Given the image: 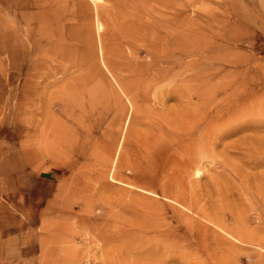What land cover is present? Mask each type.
Returning <instances> with one entry per match:
<instances>
[{"label":"rangeland","instance_id":"374dc122","mask_svg":"<svg viewBox=\"0 0 264 264\" xmlns=\"http://www.w3.org/2000/svg\"><path fill=\"white\" fill-rule=\"evenodd\" d=\"M100 2L0 0V137L53 197L36 264H264V0Z\"/></svg>","mask_w":264,"mask_h":264},{"label":"crops","instance_id":"0c3cea01","mask_svg":"<svg viewBox=\"0 0 264 264\" xmlns=\"http://www.w3.org/2000/svg\"><path fill=\"white\" fill-rule=\"evenodd\" d=\"M34 159L22 148L13 150L6 136L0 137V234L2 247L13 248L2 251L10 264H36L41 254L39 231L48 218L43 206L52 192L43 188L47 177Z\"/></svg>","mask_w":264,"mask_h":264},{"label":"bare ground","instance_id":"6f19581e","mask_svg":"<svg viewBox=\"0 0 264 264\" xmlns=\"http://www.w3.org/2000/svg\"><path fill=\"white\" fill-rule=\"evenodd\" d=\"M94 3H95V5H96V8H97V3H99V4H101L102 2H100L101 0H92ZM103 1V0H102ZM95 12H96V15H97V11L95 10ZM98 16V15H97ZM98 18V17H97ZM104 26H103V24H101L100 22H98V25H97V35L98 36H100L102 33V31H104ZM102 54V53H101ZM128 124V121H127V123H126V125ZM122 143V142H121ZM121 143H120V145H119V147H118V150H117V154H116V160L118 159V157H119V155H120V149H121ZM116 162V161H115Z\"/></svg>","mask_w":264,"mask_h":264}]
</instances>
